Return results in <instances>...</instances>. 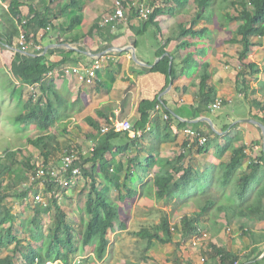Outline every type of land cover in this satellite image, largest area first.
Here are the masks:
<instances>
[{"label":"crops","instance_id":"obj_1","mask_svg":"<svg viewBox=\"0 0 264 264\" xmlns=\"http://www.w3.org/2000/svg\"><path fill=\"white\" fill-rule=\"evenodd\" d=\"M20 1L23 17H32L36 9L43 5L48 9H43L42 14L50 15L54 26L58 29L56 33H50L44 39L39 38L41 36L39 33L37 37L39 44L36 46L42 47L41 55L47 56L52 62L62 58L72 59V62L47 75L54 81L62 96L69 103H75L70 110L72 115L51 128L50 133L57 134L60 142L64 141V145L71 144L75 147L74 150L82 151L85 155L96 144L99 136L105 133L101 129L108 127L113 120H127L132 125V131H119L110 140V148L104 156L103 167L100 166V161H97L96 167L98 187L114 207L118 222L125 223V228L121 229L118 222L114 223V228L107 235L108 246L101 260L94 258L92 247L85 246L81 252L76 253L73 264H220L218 259L205 260L202 255L201 250L209 248L212 244L236 254L238 260L235 264L261 262L264 256V218H256L255 221L239 220L230 227L222 215H216L213 206H208L204 214L199 217V227L204 233L201 237L202 247L196 251V255L189 253L194 237L189 239L182 236L178 229L181 226L180 221L179 218H175L176 216L175 219L171 217L170 221L172 230L175 226L177 228L173 231L171 243L161 244L152 241L140 257L136 256L133 259L110 254L113 246L117 245L114 243L117 240L111 235L113 232L121 235L125 231L131 233L138 230L131 227L133 219L141 224L149 220L148 224L142 225L149 227L158 224L163 211L170 209L179 213L180 216L192 215L200 212L206 200L218 201L219 199V195L211 191L189 197L185 201L182 200L183 192L177 198L170 196L169 199L164 200L158 196L153 185L156 173L168 170L174 176H178L181 171L175 172L174 169L178 166H190L198 176H201L205 168L204 162L208 165L226 162L228 154L221 155L218 145L220 137L234 125H238V128L243 130V141L247 145L252 140L262 137V134L257 136V133L261 132L259 127L241 121L252 118L250 114H261L255 107L244 101L245 93L236 90V81H241L242 77L237 78L236 67H239V64H236L237 59L235 62L225 61L228 55V50L224 49L226 42L221 47L219 44L223 40L217 43L213 38L212 44H208L206 40L199 39L196 45L176 49V45L181 41L177 36L178 26L183 24L188 27L193 18V16H182V13L175 15L161 13L154 17L153 23H148L145 18L139 14L134 15L129 10L123 20L107 23L105 19L113 11L114 0ZM67 4L71 7L63 12ZM6 6V3L0 1V12H2L0 22L15 31L16 21L9 14ZM32 9H34L33 12ZM77 14L82 17V28L61 32L68 26L71 17ZM200 23L209 25L212 21L202 18ZM149 25L156 29L153 39H146L145 36ZM92 26H98L93 28L92 35H81ZM17 29L19 34L20 30ZM18 34L15 32V45L11 47L17 48ZM209 34L212 35L210 30ZM57 36L62 43L56 42ZM163 47L164 50L160 53ZM15 52L13 48L0 44V87L3 89L4 85L11 80L7 66ZM103 52L107 54L91 82L80 80L77 71L75 72L73 68L89 66ZM164 56L169 58L167 74L152 70ZM205 62H210L211 65V77L208 83L217 90L216 99L220 101L218 108H212L211 104L207 107L200 104L199 73ZM172 68H174L173 76ZM3 91L0 90L1 93ZM143 101L154 104L148 112V119L138 126L141 118L140 106ZM233 102L239 107L243 105L246 111L238 112L236 107L227 111L220 110L222 104ZM207 119L213 122L218 133L212 130ZM186 129L200 132L206 140L209 138L207 151L199 150V146L202 145L190 137ZM27 148L25 150L28 154H32L33 162L42 164L43 158L39 151L31 145ZM261 151L263 152L262 148ZM248 153L251 157L257 158L260 155V149L251 146ZM87 164L89 166L86 168H89L91 163L87 162ZM111 178L120 185L119 188L108 181ZM7 179L12 178L7 177ZM76 179L72 183L76 182V185L69 186L65 194L61 192V195L58 193L57 196L58 200H64L63 204L60 200L58 203L64 208H69L66 213L68 220H73L69 218L70 212L79 219L76 214L77 206L68 205V203L76 201L79 197L77 187L86 179L83 177L81 180ZM29 186L31 188L25 201L15 197V203L9 205L7 199L5 202L11 212L16 215L13 226L19 227L17 235L21 238L22 246L25 249L29 246L34 249L41 243L33 240V233H29L31 230L27 222L33 215L31 209V206L35 204L33 197L39 192H42L44 197H48L44 194L48 186L31 183ZM127 188L133 190L132 196L127 194ZM8 190L12 191V189ZM87 191L85 190L86 193ZM151 210L160 214L159 220L151 219ZM51 213L54 214L53 209L43 215L44 221ZM43 234L47 233L43 232ZM23 235H27L26 240ZM12 248L13 244L0 248V256L11 253ZM156 249H158L157 252H155ZM15 254L19 262L24 261L20 254Z\"/></svg>","mask_w":264,"mask_h":264},{"label":"trees","instance_id":"obj_2","mask_svg":"<svg viewBox=\"0 0 264 264\" xmlns=\"http://www.w3.org/2000/svg\"><path fill=\"white\" fill-rule=\"evenodd\" d=\"M6 3L9 14L15 19L17 28L15 31L8 28L3 22H0V38L10 46H14V34L22 32L25 36V42L29 46L23 52L13 54L7 70L11 80L4 85L6 91L0 92V122L10 124L12 129L18 133L19 137L25 135L27 126H33L36 135L26 136L24 143L14 148H5L0 152V248L13 244L12 252L0 256V264H73L76 253L82 251L83 247L93 248L94 258L101 260L106 253L108 246L107 235L114 228L117 220L114 207L110 204L108 198L99 189L97 184V161L103 167L104 156L110 148V140L118 132L109 130L99 136L94 150L85 155V160L91 163L89 168H81L79 176L88 180L89 189L84 201V213L87 219L79 226L74 220H68L66 211L58 203L55 196L47 197L48 201L44 205L41 202L31 204L33 211L32 217L28 220L29 233H33V240L41 245L38 248L26 249L21 244V238L17 235L19 227L15 224L16 215L13 214L5 202L7 196L12 195L8 191L12 187V179L7 180L9 173H15V167L20 166L28 176L35 173L37 164L33 162L32 154L25 150L26 144L31 145L39 151L43 158V166L50 167L59 164L60 158L65 153L76 151L71 144H65L59 140L58 135L50 133L51 128L58 124L62 119L70 117L75 103H69L64 98L52 79L47 77L49 72L61 68L63 65L72 62L70 58H62L52 62L47 56L41 55L42 47L36 48L39 44V38L44 39L50 33H56L58 29L54 26L50 15L42 14L43 9H48L43 5L39 6L30 18L23 17L20 11V0H0ZM46 1V0H45ZM53 2L54 0H48ZM128 11L134 15L138 14V8L141 3L134 0H120ZM156 1V0H154ZM153 2V9L146 22L153 23L156 15L161 13L179 14L187 10L190 0H158ZM197 6L189 26H178L177 36L181 39L176 45V49L187 48L196 45L199 39L206 40L212 44L213 37L209 34L210 26L200 23L202 16L201 10L208 14L207 20L213 23L241 21L236 29V36L223 42L237 43L240 48L237 50V60L240 63V69L236 81L237 92L245 93V99L249 105L256 107L262 114H250L254 119L264 123V102L257 99H249L251 94L262 91L264 94V79L260 75L264 73V64H260L249 59V53L255 46H263L264 41V0H240L239 2L230 1L229 5L235 9L236 14H231L224 10L228 0H194ZM239 4V5H238ZM238 5V7H237ZM71 5L67 4L63 12L68 10ZM34 9H32V12ZM56 15V13H55ZM81 15L72 16L68 26L61 32L81 29ZM201 24V25H200ZM157 25V23H155ZM92 26L86 32H80L81 35H92ZM158 29V27H157ZM57 43L62 40L57 36ZM17 44V43H16ZM20 48V45H16ZM161 48L160 53L163 52ZM187 59V58H185ZM169 58L164 56L154 66L152 70L167 74ZM210 62L202 64L199 73V94L200 104L204 107L214 103L217 98L216 88L209 84L211 77ZM172 76L174 68L171 69ZM255 75V76H254ZM256 80V84L252 81ZM77 102V101H76ZM154 103L142 102L140 106L141 118L138 126H141L149 117V110ZM6 106V109H4ZM10 107V108H9ZM226 128V127H224ZM259 129V128H258ZM214 135L213 133H211ZM244 132L234 125L226 134L220 137L218 145L221 155L228 154V160L219 165L204 162V170L201 176L190 167L178 166L175 172L181 171L178 176L165 170L163 173H156L153 182L154 188L160 198L169 199L170 196L178 197L183 192V199L208 193L211 191L219 195L218 201L206 200L199 213L180 216V232L182 236L192 238L200 232L199 217L204 214L208 206H213L216 215H222L226 224L231 227L234 222L239 220L255 221L256 218H264V155L261 151L262 137L252 140L249 145L243 141ZM215 136V135H214ZM198 143V142H197ZM251 146L259 147L260 155L253 158L248 153ZM209 147V138L199 146V150L207 151ZM261 147V148H260ZM82 150V149H80ZM82 152V151H81ZM154 160L152 157L150 158ZM89 166V165H88ZM78 176V177H79ZM9 178V177H8ZM11 178V177H10ZM113 186L119 188V184L111 179L108 180ZM11 186V187H10ZM45 188L44 194L51 190L58 191L59 187L50 184ZM30 186L23 187L17 193L18 200L27 197ZM64 190V189H63ZM132 189L127 188V194L132 196ZM134 194V193H133ZM34 199V197H33ZM33 203V202H32ZM54 210L55 220L47 234H43V225L45 224L43 215ZM172 211V210H171ZM171 212L163 211L158 224L150 227H141L131 232L133 235L145 239L147 246L152 241L161 244L171 243L173 237L171 221ZM121 229L125 228V223L118 222ZM15 228V229H14ZM242 229V227L240 226ZM205 260L218 259L220 264H235L238 256L226 248L210 245L209 248L201 250ZM20 254L24 261L19 262L16 254ZM37 259V261H35ZM87 260V259H86ZM262 262V263H261ZM261 262L252 264H264V256Z\"/></svg>","mask_w":264,"mask_h":264},{"label":"rangeland","instance_id":"obj_3","mask_svg":"<svg viewBox=\"0 0 264 264\" xmlns=\"http://www.w3.org/2000/svg\"><path fill=\"white\" fill-rule=\"evenodd\" d=\"M134 1H136L138 3H141L143 6H146L148 9H151V10L154 7V5H152V3L153 2L155 3L156 1L159 2L158 0H156V1H154V0H134ZM230 1L239 2L240 0H228L226 2V5L224 6V10H227L231 14H236L235 9L233 7H231V5H229ZM238 5H237V7H238ZM113 9H114V6H113ZM2 10H4V9H2ZM196 10H197V6H196L195 1L194 0H190L189 4H188V7H187V10L182 12V16L191 17V16L194 15ZM127 11H128V7L126 5V12ZM126 12H125V16H126ZM0 13H2V12H0ZM200 14H201L202 18H204V20H207V16H208L207 14L208 13L206 11L201 10ZM240 22L241 21H234V22H230V23L227 22V21L219 22V23H213L212 22V24L211 23L209 24L210 25V31H211V34H212L211 36H213L214 40L216 39L217 43L221 42L224 39H230L231 37H237L235 31H236L238 25L240 24ZM149 26L150 27L146 31L145 36H146V39L147 38L153 39V35L156 32V29L153 26H151V25H149ZM223 44H224V42H221L219 45L221 47H223L222 46ZM262 44H263V46H255L253 48L252 52L249 53V59L254 60V61H256V62H258L260 64H264V41H262ZM214 45L216 46L217 44H214ZM238 48H240L239 44L226 42V44H224V49L228 50L227 51L228 55L226 56V60L225 61H227V62H229V61L235 62V59H237V49ZM236 64H239V67H236L237 72H238L240 67H241L240 63L238 62V60H237ZM260 75L264 79V73H261ZM252 82H253V84H256L257 81L253 80ZM260 87L264 88V85H261ZM0 90L6 91L5 88L4 89L1 88ZM243 99H245V98H243ZM249 99H257V100H260V101L264 102V94L262 93V91H258L257 93L254 94V96H252V94H251L249 96ZM244 101H246V100H244ZM232 107L233 108L236 107V111H238V112H243L244 113L246 111L243 108V105H241V107H239L238 104L235 103V102L222 104V107H221L220 110L227 111V110L232 109ZM252 107H254V106H252ZM4 109H6V106H4ZM255 109L258 110L256 107H255ZM258 112H259V114H262L259 110H258ZM0 116H3V113L0 114ZM24 133H25V135L23 136V138L19 137L18 133H16L12 129V126L10 124H6V123L0 122V152L3 151V149H5V148H11L12 149L14 147L20 146L21 144L24 143V138L26 136H34L37 132H35L34 127L31 125V126H27L26 127V130H25ZM257 134H258L257 136H261V132L260 131ZM27 147H28V145L26 144V148H25L26 150L28 149ZM15 171H16L15 173H9L7 175V177H9V178L11 177L12 178V184H13L12 187L10 186L11 188H9L10 190L12 189V191H10V192H12V193H10L12 195L7 196V198H6L7 202H8L7 204H9V205L12 204V203H15L14 199H15V197H17V193L20 192L23 189V187H27V184L30 185V180H29L28 174L25 171H23L20 166H16L15 167ZM75 179H74V181H75ZM77 179L81 180V177H78ZM4 183L7 184V181H5ZM75 183L71 184V185H76L77 183L76 184ZM79 184H80L79 187H77L79 189V191H78L79 192V197L76 198L75 202L74 201L73 202L70 201L68 203V205L75 204V206H77V208H76L77 213L76 214L78 215L79 219H77V217L72 212H70V214H69V216H70L69 218L73 219L77 226H79L81 223H83L85 221V218H87V216H86V214L84 213V210H83L84 209L83 208V203H84V200H85V197H86L85 196V193H86L85 190L89 189V185H88V180L87 179L84 180L83 182H80ZM29 188H31V187H29ZM68 188H66V189H68ZM66 189L59 190V194L61 195V192H62V194H65ZM63 201L64 200H62V201L60 200V203L63 204L62 203ZM64 210L67 213L69 211V208L66 207V208H64ZM167 211L171 212L172 218H174L175 216H176L175 218H179V216H180V215H178L179 213L173 212L170 209L167 210ZM162 214H163V212H162ZM137 217H142V216L137 215ZM150 217H151V219H158L159 220L160 214L157 213V212H153L151 210ZM54 220H55V217L52 215V213L48 217L46 216L45 224L43 225L44 233H48L50 231L49 226L51 225L52 222H54ZM178 220L180 221L181 219H178ZM116 222H118V220H116ZM148 223H149V220L148 221L146 220L144 224H141L137 220L133 219L131 221V227L135 228V229H140L142 225H146ZM52 225H53V223H52ZM197 233H198V235L202 236V234L204 232H203L202 229H200V232H197ZM111 235H113V237L117 240L116 242H114L115 244L117 243V245L113 246V248L111 249L110 254L111 253L112 254H117V255H119L121 257H126V258H132L133 259L136 256L140 257L143 254V252L145 251V248L147 247V241L145 239L134 237L133 234H131L129 232L125 231L121 235L119 233L113 232ZM26 236L27 235H23V238L25 239ZM157 251H158V249H156L155 252H157Z\"/></svg>","mask_w":264,"mask_h":264},{"label":"built area","instance_id":"obj_4","mask_svg":"<svg viewBox=\"0 0 264 264\" xmlns=\"http://www.w3.org/2000/svg\"><path fill=\"white\" fill-rule=\"evenodd\" d=\"M126 6L120 0L114 1V9L109 14V16L105 19L107 23H114L120 20H123L125 17ZM151 9H148L146 6L141 5L138 8V14L142 18H147L150 14ZM18 44L20 45V50L25 52V49L29 46L27 42H25V36L21 32L18 37ZM36 48H39L36 46ZM107 53L103 52L99 54L94 61L84 68L78 69L74 67L73 70L78 73V78L80 80L91 82V80L95 77L96 72L100 68L102 59L106 56ZM220 106V101L216 100L211 107L218 108ZM132 131V125L127 120H113V122L107 127L101 129L102 132L106 131ZM186 133L197 140L199 145H203L206 142V137L203 136L200 132L186 129ZM140 134V133H139ZM94 150V146L91 147L89 152H86L85 155L92 152ZM84 153L79 151H71L65 153L61 156L59 164L52 165L50 167H44L43 164H37V169L35 173L30 175L29 180L31 184H40L42 186L54 184L59 187L58 191L51 190L47 193L48 197L58 196L59 190H63L68 188L74 181V179L80 175L81 168L87 167L88 164L85 161ZM27 198V197H26ZM26 198L23 200L25 201ZM34 200L36 202H41L44 205L47 203L48 198L43 196L42 192L36 193L34 196ZM202 236L196 235L192 240L191 249L189 251L190 255H196V251L202 247ZM37 261V259H35Z\"/></svg>","mask_w":264,"mask_h":264},{"label":"water","instance_id":"obj_5","mask_svg":"<svg viewBox=\"0 0 264 264\" xmlns=\"http://www.w3.org/2000/svg\"><path fill=\"white\" fill-rule=\"evenodd\" d=\"M0 44H3L9 48H13L16 52H23L22 50H20L19 48H14V47H11L10 45H8L7 43L3 42L1 39H0ZM132 51V50H130ZM25 53V52H23ZM207 121L209 122L212 130L215 132V133H218V131H216V129L214 128L213 126V122L209 119H207ZM241 121H246V122H249V123H252L254 125H256L257 127L260 128L261 130V134H262V149H263V155H264V123H262L261 121L257 120V119H254V118H247V119H242Z\"/></svg>","mask_w":264,"mask_h":264},{"label":"bare ground","instance_id":"obj_6","mask_svg":"<svg viewBox=\"0 0 264 264\" xmlns=\"http://www.w3.org/2000/svg\"><path fill=\"white\" fill-rule=\"evenodd\" d=\"M139 16H140V15H139ZM107 17H108V16H107ZM107 17H106V18H107ZM212 104H213V103H212ZM212 104H211V105H212Z\"/></svg>","mask_w":264,"mask_h":264}]
</instances>
